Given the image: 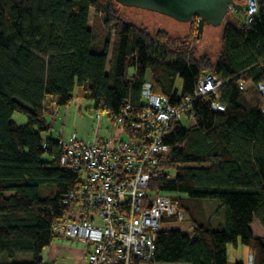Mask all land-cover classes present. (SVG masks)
<instances>
[{
    "label": "trees",
    "instance_id": "16d2710c",
    "mask_svg": "<svg viewBox=\"0 0 264 264\" xmlns=\"http://www.w3.org/2000/svg\"><path fill=\"white\" fill-rule=\"evenodd\" d=\"M256 5L251 24H224L211 60L195 55L196 19L186 37L172 38L124 22L113 0H0V264H45L42 250L59 237L51 227L67 214L63 197L79 183L59 164L58 140L41 138L49 109L75 97L115 126L127 105L132 118L140 115L145 81L173 106L205 74L221 81L224 111H211L210 97L193 100V121L171 123L161 174L148 186V194L169 196L191 229L159 230L152 263L239 264L227 254L239 241L253 264H264V238L249 229L253 221L264 228V98L256 90L264 0ZM15 113L27 123L16 125ZM124 135L137 137L126 128ZM194 201L215 202L217 229L196 220ZM26 255L29 262H15Z\"/></svg>",
    "mask_w": 264,
    "mask_h": 264
},
{
    "label": "built area",
    "instance_id": "2783aa9c",
    "mask_svg": "<svg viewBox=\"0 0 264 264\" xmlns=\"http://www.w3.org/2000/svg\"><path fill=\"white\" fill-rule=\"evenodd\" d=\"M243 3L242 25L247 26L256 17L257 5L256 0ZM221 85L217 77L205 74L191 96L172 106L152 93L147 80L140 90L143 110L132 118L125 106L116 119L115 137L84 142L73 133L58 140L59 164L77 173L79 183L63 197L67 214L51 231L85 243L84 257L76 264H153L160 224L186 220L169 196L148 194L149 183L161 174L159 159L168 149L164 142L170 125L183 118L192 122L190 103L201 97H210L211 111H224L218 96ZM256 90L264 98V80ZM125 128L137 137L122 140ZM245 264H253L251 254Z\"/></svg>",
    "mask_w": 264,
    "mask_h": 264
},
{
    "label": "rangeland",
    "instance_id": "374dc122",
    "mask_svg": "<svg viewBox=\"0 0 264 264\" xmlns=\"http://www.w3.org/2000/svg\"><path fill=\"white\" fill-rule=\"evenodd\" d=\"M236 1V0H235ZM115 3V2H114ZM243 6V0L237 2ZM115 8L119 11L121 19L129 24L142 27L149 33L163 31L172 38H183L189 34L190 21L180 23L174 19L162 16L156 12L141 10L136 8H123L115 3ZM243 11L235 13L230 11L224 18L221 25L212 27L204 25L200 39L193 43L195 55L206 54L211 60H216L220 49V36L222 27L225 23L239 25L243 22ZM92 14L90 15V19ZM197 34V33H196ZM178 82V86H179ZM99 116L100 120H96ZM46 124L50 127L47 131L41 133V138L53 140H66L71 134H75L79 140L84 142L102 141L115 137L116 128L105 113H99L91 109V102L72 98L67 106L59 108H51L44 116ZM12 121L23 126L27 123V118L24 114L15 113L12 116ZM183 128H187L191 123L185 118L180 120ZM122 140H128L125 135ZM183 197V196H179ZM194 207V216L197 221L205 220L210 227L215 230L218 224L222 222L221 213L216 208L215 202L210 201H194L190 205ZM191 222L185 220L182 223L164 222L160 224L159 230H173L189 232ZM233 245H229L227 249L230 254L233 251ZM82 249L83 244L76 240H68L62 237L54 238L52 243L45 247L40 255L45 264H72L71 258L73 253L71 248ZM232 258V257H231ZM30 256H19L15 262H29Z\"/></svg>",
    "mask_w": 264,
    "mask_h": 264
},
{
    "label": "water",
    "instance_id": "95a60500",
    "mask_svg": "<svg viewBox=\"0 0 264 264\" xmlns=\"http://www.w3.org/2000/svg\"><path fill=\"white\" fill-rule=\"evenodd\" d=\"M123 8H136L156 12L177 22L187 23L196 19L197 38L204 25L216 27L225 16L233 11H243V6L235 0H113Z\"/></svg>",
    "mask_w": 264,
    "mask_h": 264
},
{
    "label": "crops",
    "instance_id": "0c3cea01",
    "mask_svg": "<svg viewBox=\"0 0 264 264\" xmlns=\"http://www.w3.org/2000/svg\"><path fill=\"white\" fill-rule=\"evenodd\" d=\"M99 120H100V118H99ZM249 229H250V232H251L253 237L264 238V228L257 221H253L249 225ZM77 242H81V241H77ZM81 243L83 244L82 249H76L74 247L70 249V251L74 255L73 258H71V260L73 261L72 264H76L77 262L81 261L84 257V251L86 249V245L83 242H81ZM232 247H233V251L231 252V254H230L229 250L227 249V254H228L229 258L233 261L238 262L239 264H245L247 256L250 254L248 249L246 247L242 246L239 243V241H237V243Z\"/></svg>",
    "mask_w": 264,
    "mask_h": 264
},
{
    "label": "flooded vegetation",
    "instance_id": "af4514ba",
    "mask_svg": "<svg viewBox=\"0 0 264 264\" xmlns=\"http://www.w3.org/2000/svg\"><path fill=\"white\" fill-rule=\"evenodd\" d=\"M238 1H240V0H236V2H238Z\"/></svg>",
    "mask_w": 264,
    "mask_h": 264
}]
</instances>
